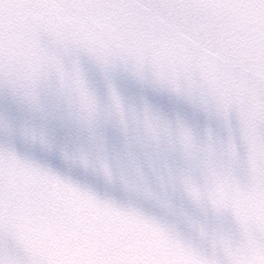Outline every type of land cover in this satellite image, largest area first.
<instances>
[{"label": "snow or ice", "instance_id": "6c2138e0", "mask_svg": "<svg viewBox=\"0 0 264 264\" xmlns=\"http://www.w3.org/2000/svg\"><path fill=\"white\" fill-rule=\"evenodd\" d=\"M83 61L100 70L103 101ZM118 72L215 116L225 140L126 103ZM0 95L25 116L19 127L0 116V264H264V0H0Z\"/></svg>", "mask_w": 264, "mask_h": 264}, {"label": "water", "instance_id": "95a60500", "mask_svg": "<svg viewBox=\"0 0 264 264\" xmlns=\"http://www.w3.org/2000/svg\"><path fill=\"white\" fill-rule=\"evenodd\" d=\"M82 68L89 86L103 101L106 94V85L100 70L87 61L82 62ZM112 83L126 103L130 104L137 102L142 98L146 99L153 105V107L160 110L165 115L173 118L179 116L189 127L192 128L193 132L198 137H202L206 131H210L214 138L223 142L227 136V131L223 122L215 116L195 110L188 105L169 99L166 96L153 93L151 90L139 85L126 73H116L112 77ZM0 116H6L14 127H19V125L25 120L24 114L3 95H0ZM103 133L109 154L120 152L123 148V143L119 133L111 126L105 127L103 129ZM5 139V134L3 131H0V142ZM56 139L58 143H70L72 136L62 131H58L56 133ZM15 143L18 151L34 152L37 156L44 155L52 166L57 167L62 171H69L70 175H72L74 179L93 187L99 193H107L118 200L127 199L128 194L120 189L118 185L108 186L105 184L102 177H99L89 171L73 167L71 164L65 162L60 157L58 152L49 153L45 149H42L39 145L28 144L20 138H16ZM142 159L143 158L141 156V160ZM174 203L177 208H183L189 214H193L191 206L181 198L176 197L174 199ZM144 207H146L153 214L158 216L162 215L159 209L149 207L147 205H144ZM168 219L171 222L172 218L169 217ZM178 227L181 231L186 232L183 224H178Z\"/></svg>", "mask_w": 264, "mask_h": 264}]
</instances>
